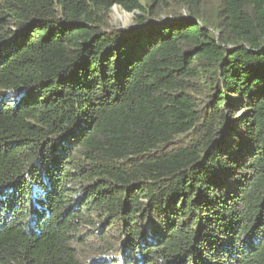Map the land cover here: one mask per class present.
Listing matches in <instances>:
<instances>
[{"label":"trees","instance_id":"16d2710c","mask_svg":"<svg viewBox=\"0 0 264 264\" xmlns=\"http://www.w3.org/2000/svg\"><path fill=\"white\" fill-rule=\"evenodd\" d=\"M0 264H264V0H0Z\"/></svg>","mask_w":264,"mask_h":264},{"label":"rangeland","instance_id":"374dc122","mask_svg":"<svg viewBox=\"0 0 264 264\" xmlns=\"http://www.w3.org/2000/svg\"><path fill=\"white\" fill-rule=\"evenodd\" d=\"M134 13L127 12L124 9H122L119 6H114L112 11V22L117 27H123V28H131L135 26L134 22ZM90 243L86 246L84 249V257L90 260L91 258L95 257L96 250H94V240H90ZM92 245V246H90Z\"/></svg>","mask_w":264,"mask_h":264}]
</instances>
